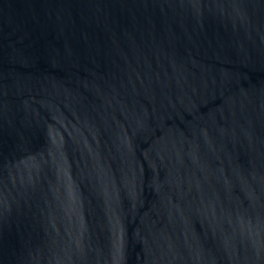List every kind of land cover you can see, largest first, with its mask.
Here are the masks:
<instances>
[{
    "label": "water",
    "instance_id": "water-1",
    "mask_svg": "<svg viewBox=\"0 0 264 264\" xmlns=\"http://www.w3.org/2000/svg\"><path fill=\"white\" fill-rule=\"evenodd\" d=\"M0 264H264V0H0Z\"/></svg>",
    "mask_w": 264,
    "mask_h": 264
}]
</instances>
